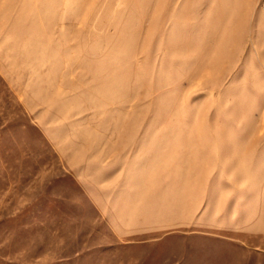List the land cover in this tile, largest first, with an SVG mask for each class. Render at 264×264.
Masks as SVG:
<instances>
[{"label":"rangeland","instance_id":"obj_1","mask_svg":"<svg viewBox=\"0 0 264 264\" xmlns=\"http://www.w3.org/2000/svg\"><path fill=\"white\" fill-rule=\"evenodd\" d=\"M0 264H264V0H0Z\"/></svg>","mask_w":264,"mask_h":264}]
</instances>
